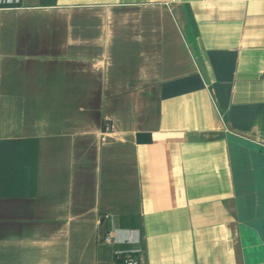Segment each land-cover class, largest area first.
Segmentation results:
<instances>
[{
  "label": "crops",
  "instance_id": "crops-1",
  "mask_svg": "<svg viewBox=\"0 0 264 264\" xmlns=\"http://www.w3.org/2000/svg\"><path fill=\"white\" fill-rule=\"evenodd\" d=\"M127 255L264 264V0H0V264Z\"/></svg>",
  "mask_w": 264,
  "mask_h": 264
},
{
  "label": "built area",
  "instance_id": "built-area-1",
  "mask_svg": "<svg viewBox=\"0 0 264 264\" xmlns=\"http://www.w3.org/2000/svg\"><path fill=\"white\" fill-rule=\"evenodd\" d=\"M105 242H110L109 236L104 237ZM119 264H140L139 260L131 255L124 256Z\"/></svg>",
  "mask_w": 264,
  "mask_h": 264
},
{
  "label": "water",
  "instance_id": "water-1",
  "mask_svg": "<svg viewBox=\"0 0 264 264\" xmlns=\"http://www.w3.org/2000/svg\"><path fill=\"white\" fill-rule=\"evenodd\" d=\"M246 144V143H245ZM248 147L252 148V149H255V150H258L259 151V148L256 147L255 145H250V144H246Z\"/></svg>",
  "mask_w": 264,
  "mask_h": 264
}]
</instances>
